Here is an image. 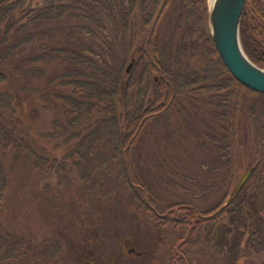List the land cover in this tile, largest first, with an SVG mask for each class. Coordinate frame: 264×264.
I'll list each match as a JSON object with an SVG mask.
<instances>
[{
	"label": "trees",
	"instance_id": "16d2710c",
	"mask_svg": "<svg viewBox=\"0 0 264 264\" xmlns=\"http://www.w3.org/2000/svg\"><path fill=\"white\" fill-rule=\"evenodd\" d=\"M240 39L247 56L264 69V0H245ZM52 66L60 72L49 77ZM36 77L43 79L36 82ZM19 93L37 96L41 109L57 115L41 138L10 123L19 115L17 108L33 113L37 104L31 99L23 106ZM261 99L264 94L240 84L220 61L209 36L207 0H0V204L19 160L40 170L54 168L57 187L65 190L76 180L102 183L108 163L115 162L120 180L145 214L162 227L182 228L177 253L204 232L207 244L229 264L259 258L264 264ZM242 107L255 161L234 192L241 178L236 140ZM192 109L208 112L222 132L209 138V146H199L212 151L217 145L226 168V189L207 208L159 201L134 158L149 128L159 137H175L170 130L174 115L188 127L187 137L179 134V139L198 138L189 123ZM161 127L166 131L161 133ZM38 140L45 146L57 141L55 156L47 148L36 149ZM177 212L182 219L172 218ZM23 244L1 231L0 264L18 262L28 252Z\"/></svg>",
	"mask_w": 264,
	"mask_h": 264
},
{
	"label": "rangeland",
	"instance_id": "374dc122",
	"mask_svg": "<svg viewBox=\"0 0 264 264\" xmlns=\"http://www.w3.org/2000/svg\"><path fill=\"white\" fill-rule=\"evenodd\" d=\"M57 72L60 69L54 66L47 68L49 77ZM40 79L43 78H35L36 82ZM16 86L20 87V83ZM25 95L19 93L20 102L24 106L33 99L37 103L32 107L34 112L19 107L16 109L19 115L10 123L16 128L31 129L41 138L50 131L57 115L55 111L41 109L37 96ZM27 114L26 120L23 116ZM239 117L236 151L241 177L252 168L255 159L245 107ZM188 118L198 138L179 139V134L187 137L188 127L182 124L181 116L174 115L170 130L175 137L172 140L165 135L159 137L149 128L134 156L135 164L150 194L159 201L212 207L226 189V168L219 160L222 153L216 151L217 145H211L212 151L199 146L208 145L212 136H222L220 123L218 126L212 122L204 109H192ZM177 124L182 128H176ZM164 131L166 129L161 127V133ZM57 143L45 146L38 140L36 149L47 148V152L55 156ZM10 162L8 157L7 165ZM107 166L102 183L76 180L65 190L57 187L54 168L40 170L19 160L10 173L0 204V232L22 239L28 252L18 262L8 264H179L178 259L187 260L186 264H229L222 252L214 249L212 243L207 244L208 234L204 232L197 233L190 244L177 253L175 246L182 242L179 239L184 235L182 228L162 227L151 219L133 200L127 184L120 180L117 164L109 162ZM182 217V212H177L172 218L180 220ZM252 264H261V258L254 259Z\"/></svg>",
	"mask_w": 264,
	"mask_h": 264
},
{
	"label": "water",
	"instance_id": "95a60500",
	"mask_svg": "<svg viewBox=\"0 0 264 264\" xmlns=\"http://www.w3.org/2000/svg\"><path fill=\"white\" fill-rule=\"evenodd\" d=\"M245 0H207L208 30L215 51L230 75L246 88L264 94V69L245 53L240 39V24ZM161 9V8H160ZM132 63L126 69L130 72ZM253 169L245 172L234 187L238 191ZM233 192L229 194V199Z\"/></svg>",
	"mask_w": 264,
	"mask_h": 264
},
{
	"label": "bare ground",
	"instance_id": "6f19581e",
	"mask_svg": "<svg viewBox=\"0 0 264 264\" xmlns=\"http://www.w3.org/2000/svg\"><path fill=\"white\" fill-rule=\"evenodd\" d=\"M212 2V0H210Z\"/></svg>",
	"mask_w": 264,
	"mask_h": 264
}]
</instances>
